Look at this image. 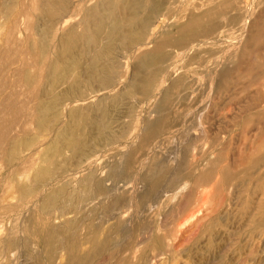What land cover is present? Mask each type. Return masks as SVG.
Returning a JSON list of instances; mask_svg holds the SVG:
<instances>
[{
	"label": "rangeland",
	"instance_id": "obj_1",
	"mask_svg": "<svg viewBox=\"0 0 264 264\" xmlns=\"http://www.w3.org/2000/svg\"><path fill=\"white\" fill-rule=\"evenodd\" d=\"M80 1L87 7L96 0ZM163 1L166 3L162 16L152 18L154 22L160 21L156 39L161 37V30L185 24L190 13L203 11L207 3V0ZM247 1L244 7L249 20L244 16L240 23L241 27L246 26L240 46L228 45L236 33L235 26L229 24L234 13L215 23L219 32L228 30V33L222 36V41H213L211 49L220 54L221 48H231L235 53H231L230 59L241 63L238 71L233 65L226 68L220 85L208 88L206 84L207 43L199 42L198 48L190 45L191 49L183 51L167 49L171 58L160 69L152 94L129 97L126 82L133 75L132 66L152 45L144 50H130L128 54L118 51L122 75L114 87L94 95L84 92L88 100L83 95L82 101L65 102L59 112L60 126L64 127L69 121L68 110L96 105L102 95L112 98L123 92L117 111L114 108L116 116L108 122L112 135L120 133L119 137L98 148L90 142L89 147L93 145L90 157L76 166L58 160L54 178L51 176L52 180L45 185L34 182V177L55 134L37 130L29 121L33 106L29 99L21 100L25 113L18 120L26 125L25 130L9 129L0 142V264H66L62 246L66 236L74 235L79 254L85 255L90 250L88 237L92 233L102 248L86 264H264V152L257 154L264 148L263 45L249 48L253 53L250 60L238 57L248 25L257 18L264 19V0ZM2 2L5 0H0V101L9 92L24 94V88L13 87L19 61L16 53L23 44L36 39L29 28L30 20L20 16L14 28V40L8 38L12 21L3 7L6 2ZM75 14L67 15L69 25L79 21L80 16ZM170 14L172 19H167ZM62 30L57 27L53 38H58ZM254 56L258 57L256 67L248 73L247 67L254 64ZM191 59L195 61L190 63ZM86 62L82 64L87 65ZM30 72L35 74L32 69ZM176 81L179 89L164 103L166 123L143 146L146 123L155 122L162 115L157 111L158 105ZM64 88L59 87L57 94H53L59 95ZM1 109L2 106L0 118ZM26 140L32 142L26 144ZM13 141L15 149L9 145ZM64 157L69 160L70 153L65 152ZM130 158L131 169L125 175V162ZM224 170L232 177L228 182L223 177ZM90 174L94 175L92 185L98 181L105 186L106 194H100L103 198L97 194L87 195L89 198L81 196L82 190L90 186L82 179ZM145 175L153 178L150 185L143 180ZM205 175H211L209 181L204 180ZM64 184L65 187L68 184V196L58 192L59 187L65 188ZM152 186L154 193L148 195ZM24 187L31 191L27 196L20 189ZM51 193L56 207L44 210ZM66 225L73 227L72 231ZM53 236H56L51 243L54 249L49 243Z\"/></svg>",
	"mask_w": 264,
	"mask_h": 264
},
{
	"label": "bare ground",
	"instance_id": "obj_2",
	"mask_svg": "<svg viewBox=\"0 0 264 264\" xmlns=\"http://www.w3.org/2000/svg\"><path fill=\"white\" fill-rule=\"evenodd\" d=\"M5 2H2V4L5 3L3 7L8 11V17H6L10 18L12 21V27L8 38L13 39V36H15L14 28L20 16L23 19L30 20L32 25L29 28L32 30L33 36L36 37V39L30 40V43L23 44L22 48L20 50L18 49L19 51L16 50L19 61L13 87L19 89L21 87V89L24 88V94L18 95L9 92L7 97L5 96L6 94L4 95L6 97L5 99L2 98L4 100L1 99L0 108L2 106V116L0 118V142L4 140L6 132H8L9 129L19 128L21 132L25 130L26 125L19 122L18 119L24 117L25 113L24 103H22L21 100L25 98L29 99V103L33 106V114L29 115V121L35 125L37 130H47L55 134L53 136L54 139L46 146L45 152L41 158L42 165L38 168L34 177V182L41 185H45L48 180L51 179V176L58 167V165L56 167V162L58 160L61 159L64 160V162L62 161L63 163L76 166L82 160H86L90 157V151L93 147V145L89 147V145L91 146V144H89L90 142L98 148L103 144L113 143L111 141L119 137L120 133H117L118 135H112L110 131L112 128L109 126L108 122L112 118V121L114 120V116L116 115L113 113L117 104L120 103V100L124 96L123 92H118L121 94L119 95L117 93L119 96L115 94L116 97L114 96L112 98L110 96V98L108 96L107 98L102 95L103 98H100V100L98 99V101L96 99V105L89 102L92 105H87L86 108H72L68 110L66 117L69 121L67 120L68 123L66 122L67 125L64 127L60 126V121H62V119H60L61 115L59 112L60 107L65 102L73 103L82 101L84 92H89L94 95L114 87L116 81H118L122 75L120 66L122 63L118 62V54H120H117L118 51H126V54H128L130 50H144L150 44L152 45V49H148L149 51L147 53L138 56L136 63H134L135 65L133 64L134 66H132L133 75L128 80V83L126 82V93L129 97L139 96L142 98L152 94V90L158 80L160 69L169 57L168 53H166L167 49L183 51L191 46L195 48L199 42H206L207 46L205 48L207 49L206 54L208 55L206 65L209 66L205 65V77L208 88L220 85L227 71L226 68L229 69V65H233V69L238 71L239 65L241 64L239 62V64L237 62L233 63L230 59L233 56H231V53H235L233 49H229L232 50L231 52L226 48H221L222 52L219 54L214 52L211 47H213V41H222V36L228 33V30L226 32H219L215 24L216 21L231 15V13L235 15L232 16L233 19L229 21V24L235 26L236 33H234V37L229 40L228 45L231 47L230 45L232 44L235 46H240L242 44L244 34L241 33H244L243 29H245L246 26L243 28L244 26L241 27L240 23L242 24L241 21L243 17H247L248 15V10L245 9V7H247L246 5H248L247 0H207L203 11L199 13H190L185 24L177 27L170 26L167 31L161 30L162 34L159 39L154 37H156V29L159 27L158 24L160 21L154 22L152 18L156 15L162 16L161 13L165 11L164 7L166 3L163 0H96L87 7H85L80 0L77 2L75 0H5ZM72 13H76L80 16L79 21L75 23V25H71V23L69 25L68 22L70 17L68 18L67 15ZM260 18L255 19L248 25V33L245 35V40L242 49L238 52V57L250 60L253 56V53L249 50L251 46L257 47V45H263L262 48L264 50V19L260 21ZM167 19H172V14L168 15ZM156 20L158 19L156 18ZM160 26L162 25L160 24ZM57 27L63 30L59 33L58 38H53L54 30H56ZM76 29H79V32H76ZM204 45L201 44V46ZM79 47L80 51L78 53L77 50ZM10 51L12 50L10 49ZM191 51H193V49ZM8 54L9 51H7L6 55ZM121 57H123V55L120 56V59ZM4 58L6 59V57ZM170 58L171 57H169V59ZM254 58V64L249 63L247 67L248 73H252L256 67L255 63H257L258 57L254 56ZM84 61H87V65L82 64ZM103 61H105V64L102 63ZM193 61H195V59H191L190 63ZM261 64H264V53L261 58ZM31 69L34 70V75L30 72ZM176 83L177 81L172 84L169 92L164 94L163 100L158 105V109L156 107L157 111L162 113V115L159 114L155 122L146 123L145 134L141 142L143 146H147L149 142L157 136L161 129L160 127L166 123L164 103L171 94L179 89V84ZM59 87L65 88L61 93L60 91L62 89L60 88V94L54 95L53 93H55ZM1 90L2 89H0V91ZM55 94H57V92ZM88 97L87 95V98ZM87 98L85 96L83 99L88 100ZM117 117L119 118V114H117ZM14 144V141L9 143V145H12L11 147L15 149ZM65 152L70 153L69 160H66L67 158L65 159ZM263 152L264 148L260 149L257 154ZM14 156L15 154L12 153L11 158H14ZM213 164L212 166H216V163ZM130 169L131 158L125 162L124 172H122L125 175H129ZM222 174L226 182L232 178L229 176L227 170H224ZM92 176L94 177V175L90 174L89 177L82 179L83 183H88L90 186L82 190L81 196L90 194H97L100 196V194H106L105 186H103L101 182H98L97 179V182L94 181V184H91L93 182ZM122 176L124 175L122 174ZM206 176L207 175H205L204 180L209 181L211 175ZM151 179L153 178H149L146 175L143 176V180L148 185H150ZM78 184H76V186H78ZM79 186L81 187V185ZM66 187L63 189L59 187L58 192L61 193L60 195H64L65 193V196H68L66 195ZM82 188L83 187H81V189ZM20 189L21 191L23 190L22 194L24 192L26 196L31 193V191H28L26 188ZM77 190L79 191V189ZM57 193L56 196L58 195ZM68 193L70 192H67V194ZM153 193L154 187L152 186V188L148 189L147 194L151 195ZM79 195L78 198L80 197ZM97 195L96 197H98ZM75 197L77 198V193ZM54 203L55 197L51 193V196H47L45 206L43 205L44 203L42 204L44 210L52 209ZM55 207H53V209ZM71 226L66 225L65 228L69 230L73 228ZM119 229H121V227ZM67 234L68 233H66V235ZM55 239L56 236H53L52 240H50V248H52L51 243ZM97 239L96 234L92 233L88 237L90 250L86 254L84 252L85 255L82 253L81 255L78 251L79 243L77 238H75L74 235L68 234L66 239L63 240L65 241V246L64 244L62 245L65 250L66 264H86L92 261L93 257L97 256L102 248V245L98 243Z\"/></svg>",
	"mask_w": 264,
	"mask_h": 264
}]
</instances>
